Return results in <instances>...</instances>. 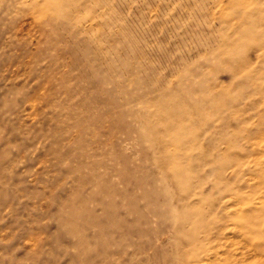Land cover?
I'll use <instances>...</instances> for the list:
<instances>
[{
	"label": "rangeland",
	"instance_id": "rangeland-1",
	"mask_svg": "<svg viewBox=\"0 0 264 264\" xmlns=\"http://www.w3.org/2000/svg\"><path fill=\"white\" fill-rule=\"evenodd\" d=\"M0 264H264V0H0Z\"/></svg>",
	"mask_w": 264,
	"mask_h": 264
}]
</instances>
